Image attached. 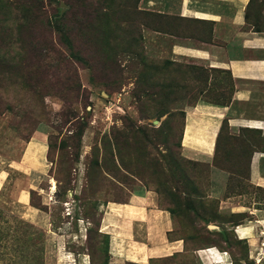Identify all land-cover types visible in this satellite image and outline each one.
Returning a JSON list of instances; mask_svg holds the SVG:
<instances>
[{
	"label": "rangeland",
	"instance_id": "1",
	"mask_svg": "<svg viewBox=\"0 0 264 264\" xmlns=\"http://www.w3.org/2000/svg\"><path fill=\"white\" fill-rule=\"evenodd\" d=\"M155 31L201 46L212 25L145 0H0V155L16 159L38 132L48 146L45 175L11 171L0 195L11 207L25 191L37 211L0 207V264H110L114 219L153 211L171 214L168 239L184 248L145 264H203L197 253L211 248L231 264H264L233 232L248 214L220 212L219 198V188L257 193L250 159L264 131L225 120L209 162L184 151L187 112L228 106L243 86L215 56L160 50Z\"/></svg>",
	"mask_w": 264,
	"mask_h": 264
},
{
	"label": "crops",
	"instance_id": "2",
	"mask_svg": "<svg viewBox=\"0 0 264 264\" xmlns=\"http://www.w3.org/2000/svg\"><path fill=\"white\" fill-rule=\"evenodd\" d=\"M249 2L250 0H145L146 4L150 3L163 15L212 25L211 42H201V46L179 44L176 43L178 38L175 35L155 31V42L159 44L160 50L165 48L170 55L203 61H213L215 56L213 67L230 71L237 84L243 86L237 85L228 106L199 105L187 112L184 151L191 160L209 162L212 159L221 125L225 120L238 123L234 126L264 131V32L248 28L250 25L247 24L245 15ZM184 40L192 42V39ZM46 137L45 133L38 132L33 140L23 143L24 151L16 156L17 160L14 159L15 156L7 159L0 155V162L4 159L8 161V165L0 166V195L9 181L11 171L45 175L48 153ZM250 167L251 183L257 193L250 197L233 195L226 198L222 197V190L219 188L220 212L248 214L243 225L233 227L234 235L246 241L252 250H263L264 254V151L256 150L252 153ZM221 185L220 182L219 187ZM146 197L142 195L138 198L144 201ZM15 200L14 210H10L13 206H7V202L0 203V207L10 212H16L17 207H21L22 212H37L31 208L30 197L25 191L20 190ZM121 213V217L114 219L116 227L108 228V235L111 237L110 264H126L133 262V258L145 264L162 258L163 255L183 253L184 246L180 242L168 239L174 229L170 213ZM105 227L108 225L105 224ZM240 232L243 236H240ZM225 252L211 248L208 251L202 250L197 255L203 264H231ZM217 256L220 258L218 261L214 260Z\"/></svg>",
	"mask_w": 264,
	"mask_h": 264
},
{
	"label": "trees",
	"instance_id": "3",
	"mask_svg": "<svg viewBox=\"0 0 264 264\" xmlns=\"http://www.w3.org/2000/svg\"><path fill=\"white\" fill-rule=\"evenodd\" d=\"M259 1L260 0H250L247 10H246L245 18H246L247 24L252 26L255 32H264V29L261 27V22H260L262 8L261 6L258 7ZM256 9H257V12L252 14V12H254ZM223 106H226V105H223ZM216 147H217V143H216Z\"/></svg>",
	"mask_w": 264,
	"mask_h": 264
},
{
	"label": "bare ground",
	"instance_id": "4",
	"mask_svg": "<svg viewBox=\"0 0 264 264\" xmlns=\"http://www.w3.org/2000/svg\"><path fill=\"white\" fill-rule=\"evenodd\" d=\"M52 189L53 190H55L56 189V183L55 182H52ZM119 208V207H118ZM112 210H110V211H115V212H119V210L118 209H115V208H111Z\"/></svg>",
	"mask_w": 264,
	"mask_h": 264
}]
</instances>
